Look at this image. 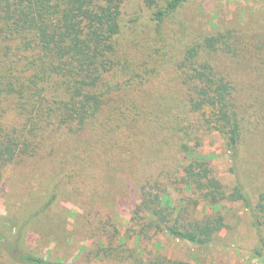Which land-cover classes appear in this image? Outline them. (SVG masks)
I'll return each mask as SVG.
<instances>
[{
	"label": "trees",
	"instance_id": "1",
	"mask_svg": "<svg viewBox=\"0 0 264 264\" xmlns=\"http://www.w3.org/2000/svg\"><path fill=\"white\" fill-rule=\"evenodd\" d=\"M187 1L167 0L160 7L149 0L151 19L161 23ZM125 2L0 0V183L7 167L55 143L63 164L72 165L71 173L88 166V156L100 150L125 153L117 148L125 137L124 147L140 146L138 154L119 166L139 190L126 237L148 242L166 233L204 246L230 225L223 205L239 203L257 231L255 251L264 262V189L253 197L237 175L230 186L198 154L205 132L217 131L226 140L231 170L238 173L248 129L246 110L236 100L234 81L218 69L212 54L238 56L232 34L219 32L190 45L177 62L181 94H172L157 84L172 55L153 56L137 40L127 43L120 35ZM180 99L182 113L172 111V123L164 122ZM140 119L145 124L136 134L131 120ZM93 134L99 140L92 145ZM151 134L160 135L161 144L149 145ZM174 145L183 157L166 167L167 146ZM127 162L134 167L128 168ZM181 187L188 194L175 201L173 189ZM205 206L212 211L197 216ZM116 233L120 231L112 236ZM116 238L107 254L112 258L121 254L112 247ZM20 255L26 264H69L33 253ZM133 257L130 249L128 258ZM144 264L190 262L157 256Z\"/></svg>",
	"mask_w": 264,
	"mask_h": 264
},
{
	"label": "rangeland",
	"instance_id": "2",
	"mask_svg": "<svg viewBox=\"0 0 264 264\" xmlns=\"http://www.w3.org/2000/svg\"><path fill=\"white\" fill-rule=\"evenodd\" d=\"M166 1L155 0V6L162 7ZM153 10L149 0H126L120 35L127 43L137 40L153 56L161 52L172 55L157 83L172 94H181L177 62L185 57L187 48L201 43L208 35L232 34L239 55L224 58L220 51L212 54L218 69L234 81L236 100L246 110L248 129L238 173L231 170L226 140L217 131L205 132L198 154H203L216 174L230 186L236 183L237 175L256 197L264 189V0H189L161 23L151 19ZM181 99L173 102L175 106L169 117L166 113L164 122L172 123L175 117L172 111L182 113ZM131 123L132 130L138 134L137 129H142L145 120H131ZM92 139L93 145L99 136L93 134ZM160 140H163L160 135L151 134L146 142L153 146L161 144ZM124 141L125 137L117 148L125 153L100 150L88 156L92 157L88 166L71 173L72 165L63 164L61 153L56 150L59 143L7 167L0 183V264H26L21 261L20 253L69 264H144L157 256L186 260L190 264H264L255 251L257 231L239 203L223 205L222 212L227 214L230 225L214 242L204 246L166 233L148 242L126 237L132 210L139 201V190L129 176L119 171V166L138 154L140 146L126 143L124 147ZM167 148L169 152L163 162L171 167L183 156L175 145ZM127 163L128 168L134 167L132 162ZM181 190L183 187L173 189L175 201L188 194ZM211 211L205 206L196 215L203 217ZM117 231L120 233L115 234L112 247L114 253L121 254L112 258L107 254L113 252L109 250L110 241ZM130 249L134 252L132 259L128 258Z\"/></svg>",
	"mask_w": 264,
	"mask_h": 264
}]
</instances>
